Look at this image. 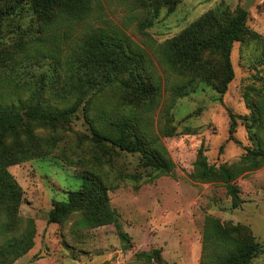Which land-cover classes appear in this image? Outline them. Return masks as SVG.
<instances>
[{
    "label": "rangeland",
    "instance_id": "obj_1",
    "mask_svg": "<svg viewBox=\"0 0 264 264\" xmlns=\"http://www.w3.org/2000/svg\"><path fill=\"white\" fill-rule=\"evenodd\" d=\"M222 2L231 10L246 8L249 29L264 37V0H183L172 13L163 7L154 21L138 0H98L91 18L56 26L43 40L37 38L41 24L29 15L0 22V90L14 95L12 100L19 96L25 99L27 89H19L17 84L23 87L28 82L29 86L45 76L43 96L62 106L64 101L61 103L56 91L67 78L79 44L94 30L122 28L152 53L158 44L178 35ZM151 21V26L142 27ZM263 55L262 44L252 37L235 42V78L223 97L207 83H201L186 97L173 98L168 90L164 92L165 107L155 113V127L162 111L170 109L175 133L162 138L176 164L174 175H160L142 167L140 154L121 152L114 159L117 172L106 164L104 172L106 182L113 186L109 196L117 212V224L80 228L76 225L78 214L61 224L48 222L53 200L68 199L70 191L81 188L84 163L102 152L91 145L83 106L69 123L56 128L36 127L38 137L52 140L54 149L47 156L8 167L23 193L19 215L25 221L32 218L37 227L34 247L14 264H161L155 255L157 250L162 264H201L208 215L224 223L249 225L260 243L252 264H264V166L236 180L242 199L237 208L224 185L191 179L201 148L210 164L232 165L255 147L254 134L264 133L252 122V105L264 101ZM169 78L180 82L177 76ZM99 98L117 99L119 95L108 90ZM110 155L111 149L106 156ZM131 175H137L139 181L128 178Z\"/></svg>",
    "mask_w": 264,
    "mask_h": 264
},
{
    "label": "trees",
    "instance_id": "obj_2",
    "mask_svg": "<svg viewBox=\"0 0 264 264\" xmlns=\"http://www.w3.org/2000/svg\"><path fill=\"white\" fill-rule=\"evenodd\" d=\"M138 1L154 21L163 7L172 13L183 0ZM97 2L0 0V22L22 20L29 15L41 24L37 38L43 40L56 26L91 18ZM248 18L246 8L231 10L222 2L178 35L158 44L152 53L132 40L122 28H98L79 44L62 88L58 90L55 83L53 85L58 90L57 98L61 103L64 101L62 106L48 102L43 96L45 76L36 84L30 82L27 86L28 82H25L23 87L17 84L19 89H27L25 99L19 96L12 100L14 95L0 90V239H3L0 264H14L35 245L36 223L32 218L25 221L19 215L23 193L8 167L33 157L47 156L54 149L52 140L43 141L38 137L36 127L56 128L59 124L69 123L83 106L90 125L91 145L102 152L84 163L86 169L81 188L70 191L68 199L53 200L48 222L61 224L78 214L76 225L80 228L117 224V212L112 208L109 196L113 186L106 182L104 166L109 164L111 171L117 172L114 159L126 152L140 154V164L144 168L160 175H174L176 164L162 138L175 133L170 109L162 111L163 116L159 117L155 127V113L165 107L163 94L168 90L173 98L186 97L196 92L201 83H207L223 97L235 78L232 63L235 42L252 37L262 44L264 53V37L249 29ZM152 21L143 23L142 27L151 26ZM261 60L264 63V55ZM170 76H177L180 82H173ZM108 90L118 92L119 98L101 100L99 96L103 97ZM252 107L255 108L252 122L262 131L264 101ZM162 118H165L164 123ZM254 135L255 147L248 149L241 160L232 165L216 167L210 164L201 148L191 179L224 185L233 207H239L242 199L236 180L264 166V133ZM110 149L113 155L108 157ZM128 178L139 181L137 175ZM23 225V231L19 233ZM259 250L260 243L249 225L224 223L212 215L206 217L201 264H252ZM155 253L162 264L160 251Z\"/></svg>",
    "mask_w": 264,
    "mask_h": 264
}]
</instances>
